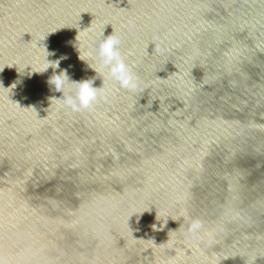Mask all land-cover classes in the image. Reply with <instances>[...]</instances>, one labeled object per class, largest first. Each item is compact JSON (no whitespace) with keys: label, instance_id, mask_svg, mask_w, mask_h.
<instances>
[{"label":"water","instance_id":"95a60500","mask_svg":"<svg viewBox=\"0 0 264 264\" xmlns=\"http://www.w3.org/2000/svg\"><path fill=\"white\" fill-rule=\"evenodd\" d=\"M0 70V264H264V0H0Z\"/></svg>","mask_w":264,"mask_h":264},{"label":"clouds","instance_id":"9594fccd","mask_svg":"<svg viewBox=\"0 0 264 264\" xmlns=\"http://www.w3.org/2000/svg\"><path fill=\"white\" fill-rule=\"evenodd\" d=\"M79 33L76 37L78 39ZM103 39L99 43L97 50V58L99 60L100 70H106L102 73L105 80H112L118 85L119 90L135 91L139 88V79L136 77L132 71V67L125 62V57L121 55L119 50L120 39L113 33L107 37H104V32L102 33ZM45 52V67L40 72L33 73H43L47 71L49 67L54 70L59 68L60 60L48 61L47 57L54 55L47 51L46 46L44 47ZM79 52V59L85 61L84 56ZM61 59H66V57H61ZM87 63V62H86ZM96 73L98 69L91 67ZM3 70H0L2 72ZM97 75L90 79L81 80L79 82L71 81L68 76L67 70H62L58 75L54 74L48 81V84L54 86L56 92L62 93L60 99L52 98L56 100L62 108L71 113H80L83 111H90L94 106L100 101H107L109 93L105 92L103 87L96 88L93 87ZM104 83V81L102 80ZM74 86L72 89L66 91L67 85ZM16 84L13 83L10 86L15 88ZM0 89L8 91L10 89H4L2 81H0ZM174 221V220H173ZM155 226V225H154ZM200 222L193 220L190 225V231L195 233L200 228Z\"/></svg>","mask_w":264,"mask_h":264}]
</instances>
